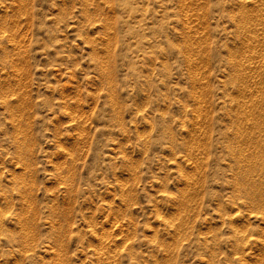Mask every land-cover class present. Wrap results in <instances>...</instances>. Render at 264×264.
I'll list each match as a JSON object with an SVG mask.
<instances>
[{
	"label": "rangeland",
	"instance_id": "1",
	"mask_svg": "<svg viewBox=\"0 0 264 264\" xmlns=\"http://www.w3.org/2000/svg\"><path fill=\"white\" fill-rule=\"evenodd\" d=\"M0 264H264V0H0Z\"/></svg>",
	"mask_w": 264,
	"mask_h": 264
}]
</instances>
